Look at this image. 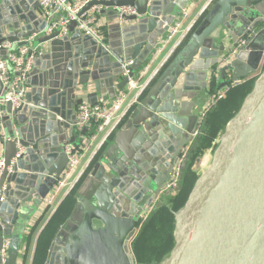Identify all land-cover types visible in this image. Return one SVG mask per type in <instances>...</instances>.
<instances>
[{
	"label": "water",
	"instance_id": "1",
	"mask_svg": "<svg viewBox=\"0 0 264 264\" xmlns=\"http://www.w3.org/2000/svg\"><path fill=\"white\" fill-rule=\"evenodd\" d=\"M190 3L90 1L84 10L101 5L117 20L119 8L136 9L123 21L132 24L118 20L109 26L105 46L83 34L76 22L63 37L59 30L43 34L47 20L39 13V0H0V44L15 45L36 34L33 46L40 51L25 103L15 109L8 103L0 114V264H18L22 232L68 164L66 146L79 148L87 133L76 127L80 92L93 83L88 94L93 103L103 89L115 97L128 82L124 64L132 60L129 75L136 76L158 38ZM261 27L264 0L212 2L97 155L45 264H134L130 244L141 215L156 198L154 209L164 205L174 164L198 136L204 92L218 79L217 87H223L259 72L264 49L246 44L219 66L222 57ZM4 91L0 81V95ZM210 156L186 204L174 212L175 245L158 264H264V69ZM203 160L198 157L194 168L201 169Z\"/></svg>",
	"mask_w": 264,
	"mask_h": 264
},
{
	"label": "built area",
	"instance_id": "2",
	"mask_svg": "<svg viewBox=\"0 0 264 264\" xmlns=\"http://www.w3.org/2000/svg\"><path fill=\"white\" fill-rule=\"evenodd\" d=\"M90 1L92 0H39L40 15L47 20L43 34L50 35L59 30L58 37H63L69 34V25L76 22L77 28L83 34L92 36L99 44L106 46L107 35L100 19V13L104 7L94 5L84 10ZM136 13L133 6L121 7L118 11V20L123 22L126 16ZM188 15L189 10L185 8L165 35L158 38L153 57L144 63L136 76L129 75V67L133 61L130 60L124 64V75L128 77V82L126 87L115 97H107L106 94H102L97 97L94 103L85 99L79 105L76 127L78 131L87 129V133L81 136L82 143L79 148L74 149L72 145L66 146L68 164L51 188L42 207L46 209L52 207L62 192L68 195L85 176L92 162L118 131L143 92L186 40L194 27V24L184 27V21ZM36 37V34L31 35L25 40H21L17 46L9 40L0 44V49L3 48L6 51L5 55L0 54V81L5 88L4 93L0 95V114L6 112L8 103L12 104L13 109L19 108L25 103L27 79L34 67L35 58L40 52L38 48L33 46ZM247 38H242L236 46L232 47L229 54L222 57L219 66L224 65L231 56L243 48L247 44ZM242 82V80L234 81L220 90L211 92L207 97L204 109L200 113V122L226 96L231 88L240 85ZM195 134H199V131L197 130ZM189 148L190 144L184 148L174 164L173 175L163 192H168L171 195L176 194ZM19 150L22 151L23 147L20 146ZM86 156L83 165L82 161ZM3 164L4 161L1 160L0 168L3 167ZM157 201L158 198L142 213L141 225L147 221ZM10 241V237H7L1 250L3 263L8 256ZM134 264L137 263L134 262Z\"/></svg>",
	"mask_w": 264,
	"mask_h": 264
},
{
	"label": "trees",
	"instance_id": "3",
	"mask_svg": "<svg viewBox=\"0 0 264 264\" xmlns=\"http://www.w3.org/2000/svg\"><path fill=\"white\" fill-rule=\"evenodd\" d=\"M253 84L254 80H251L248 82H243L240 85L231 88L230 91L226 94V96L221 99L218 104L207 113L203 121H201L198 127L199 134L195 139V142L193 143L191 149L189 150L188 156L182 168L181 180L176 194H169L163 197L164 205L154 210L156 214L154 213V215L152 213L153 215L151 214L152 216L149 217L148 220L140 226L141 233L137 238L136 244L138 243V241L140 243V241H147L148 239H151V237L149 238L148 233L152 231L151 233L153 234L158 222H161V220L165 219V217H169L171 219V222L173 223L171 227V241L170 243L167 242L165 245L162 246L161 244L160 246L155 241L153 242L152 238L151 242L155 243L154 245H156L159 251L161 252L162 249L164 250L161 252L160 256L156 257L153 260L145 261L144 259L140 258L141 263L158 264V262H160V260L162 259L163 255L169 252L174 247V212L179 211L186 204L189 195L201 174L200 169L198 170L194 168L196 159L198 157L203 156V154L209 148H216V146L218 145V143H215L216 139H218L220 134L223 133L227 122L238 112L246 95L251 91ZM214 90L215 88L212 89V92L216 91ZM94 163L95 160L90 165V168H92ZM90 168L88 170H90ZM83 178L80 180L77 186L68 194L64 202L55 212V215L53 216L51 222L44 230L39 243L40 248L39 255L37 256L36 260L37 264L39 260L41 264H45L48 253L47 250L49 249L51 243V235H53V240L60 225L67 220V217L69 216L72 207L76 204L75 202L77 201L78 190L81 186ZM168 210L170 211L167 212ZM165 213H167L168 215L165 216Z\"/></svg>",
	"mask_w": 264,
	"mask_h": 264
},
{
	"label": "crops",
	"instance_id": "4",
	"mask_svg": "<svg viewBox=\"0 0 264 264\" xmlns=\"http://www.w3.org/2000/svg\"><path fill=\"white\" fill-rule=\"evenodd\" d=\"M212 2H214V1H212V0H194V1H191V3L186 6V9L189 10V15L187 16V18L184 21V27H188L191 24H194V26H195L196 22L199 21V19L205 14V12L210 7V5L212 4ZM100 17H101L100 18L101 19V23H102L103 28H104V30L106 32L107 37H108V28H109V26L112 23H114V22H116L118 20L114 18L113 14L111 12H108L106 10H103L100 13ZM132 23H133V21H125V22H123L124 25H126V24H132ZM193 30H194V27L190 31V33L188 34L187 38L190 36V34L193 32ZM247 37H248L247 38L248 39L247 40V45L249 44L250 46L253 47L251 50H254L255 51V50L264 49V28L263 27L255 30L253 32H251L249 34V36H247ZM187 38H186V40H187ZM20 41L21 40H19L18 42H16L15 46L19 45V42ZM225 43H226V46L227 47H232L231 46V43H229L228 40ZM153 55H154V51L149 56L148 60L150 58H152ZM263 66H264V64L261 63L260 69ZM258 73L259 72H257L255 74L249 76L248 78H244V79H242V81L243 82H248V81L254 80V82H255ZM220 81L222 83V80H219L218 79L216 81V83H214V85L211 87V89H209L208 91H205L204 92V96H203L204 98H203V102H202V109H204L205 104H206V101H207V97L212 92V89L215 88V90H220L221 88L224 87V86L223 87H217L218 82H220ZM253 86H254V84H253ZM29 90H30V86L27 84V91H29ZM94 90H95V87H94L93 83L92 84H89L88 85V91H87L86 88H84V90L82 92H80V94L78 95L77 99H79V98L80 99H83V100L86 99V100H89L90 102H92V100H91V98L89 97L88 94L90 92L94 91ZM106 93H107L106 89H103V92L101 94H99L98 97L100 95L106 94ZM77 110H78V108L75 111L76 114H77ZM123 125H124V122L121 124L120 128L118 129V131L123 127ZM80 138H81V136H80ZM212 151H213V148H209L203 154V156H202L203 159H206V158L210 157ZM67 196L68 195H66L65 192H62L59 195V197L57 198L55 204L52 207L47 208V209L44 208V207H40L39 209H37L35 211L34 215L31 217V219L27 223L26 229L24 230V232H22V242H21V247H20V254H19L18 264H35L36 263L37 256L39 255V248H40L39 243H40V240H41V236H42L44 230L47 228V226L51 222L53 216L55 215V212L58 210V208L61 206V204L64 202V200H65V198ZM74 207H75V205L72 207L70 213L72 212V210H73ZM154 210H156V209H154ZM154 210L152 212L153 214L155 213ZM70 213H69V215H70ZM151 214H150L149 217H151L153 215V214L152 215ZM68 217H67V219H68ZM65 222H63L60 225L59 229L61 228V226ZM59 229H58V231H59ZM57 232H56V234H57ZM140 233H141V228H140L137 236L134 238V240L130 244L131 245L130 246L131 253H132L133 257H134L135 263H137V264H143V263L140 262V258L141 259H144L145 261H147V260H153L156 257L160 256L161 255V252L164 250V249H162V251L160 252L159 249L156 247V245H154L155 243L151 242V239H148L147 241H145V240L144 241H140V243L138 241V243L136 244L137 238H138V236H139ZM52 236L53 235H51V243H50V246H51V244L53 242ZM50 246H49V249L47 250L48 253H49V250H50ZM171 250L163 255V257L160 260V262L165 257H167L169 255V253L171 252ZM48 253H47V256H48ZM160 262H158V263H160ZM38 264H41L40 263V260L38 261Z\"/></svg>",
	"mask_w": 264,
	"mask_h": 264
},
{
	"label": "rangeland",
	"instance_id": "5",
	"mask_svg": "<svg viewBox=\"0 0 264 264\" xmlns=\"http://www.w3.org/2000/svg\"><path fill=\"white\" fill-rule=\"evenodd\" d=\"M264 64V63H263ZM264 69V66L260 69L259 73L257 74V76L260 74V72ZM222 134V133H221ZM220 134V136H221ZM220 136L218 137V139H216V144L219 142ZM214 150V149H213ZM213 153V151H212ZM211 153V154H212ZM88 156V155H87ZM87 156L84 158V160L82 161V164L84 163L85 159L87 158ZM210 157L204 159L202 167L200 169V171H202L203 168L207 167L208 164L210 163ZM82 164H80V167H82ZM79 167V169H80ZM171 210V209H170ZM170 210H168L167 212H169ZM172 211V210H171ZM168 215L167 213H165V216ZM173 223L171 222V219L169 217H165V219L161 220V222H158L153 234L151 232L148 233L149 237H151L152 241L156 242L158 245L162 246L165 245L167 242L170 243L171 239V227H172ZM175 227V226H174ZM146 236V235H145Z\"/></svg>",
	"mask_w": 264,
	"mask_h": 264
}]
</instances>
